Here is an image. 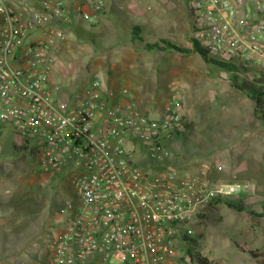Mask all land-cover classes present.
<instances>
[{"label": "built area", "instance_id": "obj_1", "mask_svg": "<svg viewBox=\"0 0 264 264\" xmlns=\"http://www.w3.org/2000/svg\"><path fill=\"white\" fill-rule=\"evenodd\" d=\"M108 1L123 0H0V123L33 145L44 173L71 177L77 205L61 208L68 216L45 246L48 264H187L183 237L196 215L244 184L210 182L207 164L193 174L171 163L167 142L186 122L174 90L155 115L100 77L64 98L51 74L62 27L73 14L96 27ZM183 2L209 52L264 66V0Z\"/></svg>", "mask_w": 264, "mask_h": 264}, {"label": "rangeland", "instance_id": "obj_2", "mask_svg": "<svg viewBox=\"0 0 264 264\" xmlns=\"http://www.w3.org/2000/svg\"><path fill=\"white\" fill-rule=\"evenodd\" d=\"M130 1L134 0L108 1L101 22L93 28L73 14L72 25L62 27L66 38L56 51L52 77L59 81L64 98L73 99L93 78L104 79L113 51L121 46L118 66L131 81L144 113H160L175 91L190 128L183 137H172L171 163L181 173L193 174L207 164L210 182L243 183V191L229 199L246 207L237 212L222 202L204 206L192 223L196 244L187 245L196 260L187 264H264V131L253 117L252 102L235 86L263 73L264 66H244L232 59L246 69L232 78V73L195 53L168 49L162 40L190 49L191 39L198 38L183 0H136L138 14ZM116 13L124 19H117ZM133 27L139 29L141 41L132 35ZM200 41L209 58L231 59L209 52ZM152 44L164 50L140 52V46ZM21 141L0 123V264H48L45 246L60 230L61 216H68L61 210L69 202L76 206L78 200L69 173H44L33 145L18 150ZM4 250L14 253L4 257Z\"/></svg>", "mask_w": 264, "mask_h": 264}, {"label": "trees", "instance_id": "obj_3", "mask_svg": "<svg viewBox=\"0 0 264 264\" xmlns=\"http://www.w3.org/2000/svg\"><path fill=\"white\" fill-rule=\"evenodd\" d=\"M138 33H139V29L137 27H133L132 35L136 36V38L141 41L142 38L140 37V35ZM191 40H192V45H191L190 49L180 48V47H178V46H176V45H174L168 41H165V40H162V42L164 44H166L168 49L174 50L176 52L184 53V54H191V53L197 54L204 62L215 64L216 66H218L220 68L221 71H226V72L232 73L231 74L232 78L236 77L235 72H238L240 70L246 71L244 66L237 64L232 59H230L228 62H222L218 59L209 58L207 56V52H205L202 49L201 43L197 39H191ZM143 48L145 50H148V51L153 50L154 48H157L159 50H164V47H161L158 44L145 45ZM235 86L238 88V90L243 92L245 94V96L252 102V104H253V108H252L253 117L261 123L263 131H264V72L260 73L256 76H253L251 78L249 77L247 79H243L240 83L236 84ZM189 128H190V124L186 121L185 122V130L182 132H176V133L172 134L171 138L167 142V145H166L167 148L169 149L172 137H177V138L183 137L185 134V131L188 130ZM24 149H25L24 145L23 146L21 145V147H18V150H20V151H23ZM170 151L172 152V161L171 162H173L174 154H173L172 150H170ZM213 202H222L228 208H230L231 210L237 211V212H242V211L246 210V207L242 204L241 201L235 202V201H232L230 199L213 200L210 202V204ZM250 213H251V211H250ZM183 241L190 246L191 245L193 246L194 244H196V240L190 236L189 237L184 236ZM4 244H7L6 241ZM183 252H184V255L187 256L190 263L193 260H196V255H195V253H193L190 250V248H187V247L183 248ZM13 253H14V251H5L4 257L10 256Z\"/></svg>", "mask_w": 264, "mask_h": 264}, {"label": "crops", "instance_id": "obj_4", "mask_svg": "<svg viewBox=\"0 0 264 264\" xmlns=\"http://www.w3.org/2000/svg\"><path fill=\"white\" fill-rule=\"evenodd\" d=\"M66 2L70 6H73V5H75L78 2V0H66ZM129 4L131 5V8H133V10H135V12L138 14L140 6L137 5L136 0L130 1ZM112 8H114L113 5H112ZM116 16H117V19L118 18H120V20L124 19V15L123 14H117L116 13ZM138 46L139 45L137 44V47ZM139 48L141 49L140 52L144 53L143 52V50H144L143 46L142 47L140 46ZM121 49H122V47L120 46V47H118L117 49H115L113 51V54H112L113 61L112 62L110 61V69L107 72H105L104 79L103 78L102 79L104 80L106 85L109 88H111V89H118L120 87H127L128 89H130L135 95L138 108L142 112H144V110L141 108L137 93L134 91L133 88H131L132 84L129 83L131 81L125 76V73L122 72V68L123 67H119L118 66V65H120V62L118 61V58L120 57ZM150 51H152V50H150ZM51 74H53V72ZM16 145L17 146H21V145H23V143L22 142L21 143L17 142Z\"/></svg>", "mask_w": 264, "mask_h": 264}]
</instances>
